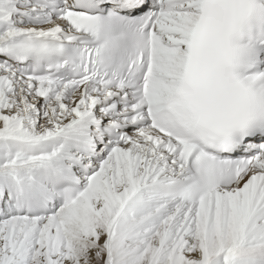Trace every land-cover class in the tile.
I'll use <instances>...</instances> for the list:
<instances>
[{
  "label": "snow or ice",
  "instance_id": "1",
  "mask_svg": "<svg viewBox=\"0 0 264 264\" xmlns=\"http://www.w3.org/2000/svg\"><path fill=\"white\" fill-rule=\"evenodd\" d=\"M0 264H264V0H0Z\"/></svg>",
  "mask_w": 264,
  "mask_h": 264
}]
</instances>
